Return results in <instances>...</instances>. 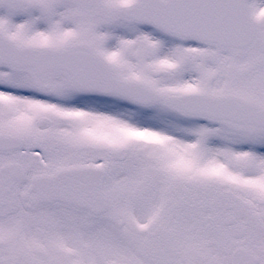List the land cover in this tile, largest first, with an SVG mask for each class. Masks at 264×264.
<instances>
[{
	"label": "snow or ice",
	"instance_id": "6c2138e0",
	"mask_svg": "<svg viewBox=\"0 0 264 264\" xmlns=\"http://www.w3.org/2000/svg\"><path fill=\"white\" fill-rule=\"evenodd\" d=\"M0 264H264V0H0Z\"/></svg>",
	"mask_w": 264,
	"mask_h": 264
}]
</instances>
